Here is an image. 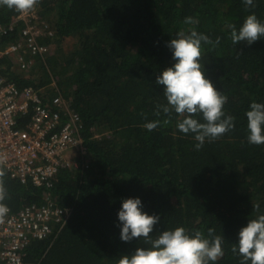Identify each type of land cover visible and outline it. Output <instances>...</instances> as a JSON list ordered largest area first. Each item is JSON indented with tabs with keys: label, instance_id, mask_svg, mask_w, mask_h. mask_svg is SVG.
<instances>
[{
	"label": "trees",
	"instance_id": "trees-1",
	"mask_svg": "<svg viewBox=\"0 0 264 264\" xmlns=\"http://www.w3.org/2000/svg\"><path fill=\"white\" fill-rule=\"evenodd\" d=\"M32 11L45 32L37 42L47 46L46 55L24 53L27 71L1 56L0 78L41 91L43 103L67 101L81 119L86 154L76 157V168L60 169L49 186L21 183L6 172L0 177L3 203L14 213L40 206L48 195L70 210L54 237L28 243L24 261L116 264L144 243L122 242L115 224L120 199L139 196L145 211L159 214L157 232L184 226L207 234L212 228L225 237L214 264H240L231 250L235 233L247 216L264 212V144L247 142L245 119L252 101L264 102V40L234 46L228 24L239 26L250 12L264 20V0H255L254 8L243 0H38ZM18 13L0 5V22L8 26ZM187 16L195 23H185ZM11 26L0 48L19 40L23 23ZM192 28L213 41L202 42L200 60L227 97L224 111L235 123L200 149L192 133L177 129L179 114L157 112L166 101L153 82L171 63L165 41ZM18 120L22 126L28 116ZM152 120L159 124L149 131L144 125Z\"/></svg>",
	"mask_w": 264,
	"mask_h": 264
},
{
	"label": "clouds",
	"instance_id": "clouds-1",
	"mask_svg": "<svg viewBox=\"0 0 264 264\" xmlns=\"http://www.w3.org/2000/svg\"><path fill=\"white\" fill-rule=\"evenodd\" d=\"M38 0H0V5L19 13L32 10ZM245 8H254L255 0H243ZM185 23H195L193 17L184 18ZM230 39L234 46L239 43L251 45L258 39L264 40V20L255 12L247 14L237 26L229 23ZM202 42L213 43L210 37L195 28L187 33L181 30L174 38L165 41L170 51L171 63L155 74L154 84L162 90L166 103L157 105V112L176 113L182 118L176 127L182 133H192L200 149L205 141L219 138L235 127L234 117L226 115L224 104L227 97L207 77L201 63ZM219 42V38L215 43ZM246 140L249 144H264V102L252 101L245 111ZM158 120L147 121L144 127L151 131ZM4 175L0 169V177ZM7 190L0 181V216L8 212L3 203ZM255 208L259 209L257 203ZM160 216L144 210L139 196L120 199L116 211V227L122 242L143 240L130 252L122 253L116 264H214L224 254L225 237L209 228L207 234L199 230L189 231L184 226L160 229ZM232 252L239 256L240 264H264V212L239 227L232 243Z\"/></svg>",
	"mask_w": 264,
	"mask_h": 264
},
{
	"label": "built area",
	"instance_id": "built-area-1",
	"mask_svg": "<svg viewBox=\"0 0 264 264\" xmlns=\"http://www.w3.org/2000/svg\"><path fill=\"white\" fill-rule=\"evenodd\" d=\"M18 21L24 25L20 38L0 48V57L13 58L20 71H27L23 54L44 58L48 48L37 42L45 32L37 27L32 10L18 13L8 26L0 22V38ZM39 92L31 87L20 90L15 83L0 78V169L21 183L49 186L60 169L76 168V157L85 155L86 149L80 136L81 119L69 103L61 97L43 103ZM23 116L28 120L21 126L18 119ZM46 200L17 213L8 208L0 216V264H30L24 261L23 252L28 243L50 239L63 226L70 210L49 195Z\"/></svg>",
	"mask_w": 264,
	"mask_h": 264
}]
</instances>
